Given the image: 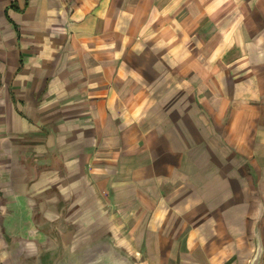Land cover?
<instances>
[{
	"label": "crops",
	"instance_id": "1",
	"mask_svg": "<svg viewBox=\"0 0 264 264\" xmlns=\"http://www.w3.org/2000/svg\"><path fill=\"white\" fill-rule=\"evenodd\" d=\"M257 229L264 0H0V264H249Z\"/></svg>",
	"mask_w": 264,
	"mask_h": 264
},
{
	"label": "water",
	"instance_id": "2",
	"mask_svg": "<svg viewBox=\"0 0 264 264\" xmlns=\"http://www.w3.org/2000/svg\"><path fill=\"white\" fill-rule=\"evenodd\" d=\"M262 252V242L259 231L255 233V252L249 264H259ZM59 259V256H56ZM53 260L49 264H58ZM73 264H133L129 258L117 252L111 244L97 243L92 249L80 254Z\"/></svg>",
	"mask_w": 264,
	"mask_h": 264
},
{
	"label": "rangeland",
	"instance_id": "3",
	"mask_svg": "<svg viewBox=\"0 0 264 264\" xmlns=\"http://www.w3.org/2000/svg\"><path fill=\"white\" fill-rule=\"evenodd\" d=\"M257 227H258V225H257ZM259 229H257L256 231H258ZM260 239H261V242H262V252H261V256H260V261H259V264H264V242H263V238H262V235L260 234ZM117 252H119V253H121L122 255H125V256H127L126 254H125V252L124 251H118V250H116ZM255 252V251H254ZM83 253V252H82ZM81 253V254H82ZM56 256H57V254H55L50 260H49V263L50 262H52L53 260H57L56 259ZM79 256V254L78 255H72V256H69V257H61V256H59V259L56 261L58 264H73L74 262H75V260L77 259V257ZM128 257V256H127ZM129 260H131V262L132 261H134L132 258H131V256H129ZM48 263V264H49ZM133 263V262H132Z\"/></svg>",
	"mask_w": 264,
	"mask_h": 264
}]
</instances>
